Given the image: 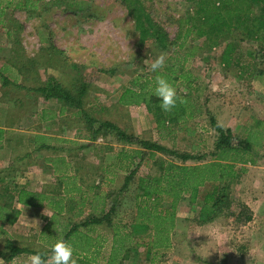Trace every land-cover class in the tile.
<instances>
[{"label":"rangeland","instance_id":"1","mask_svg":"<svg viewBox=\"0 0 264 264\" xmlns=\"http://www.w3.org/2000/svg\"><path fill=\"white\" fill-rule=\"evenodd\" d=\"M197 8V0H32L27 8H7L0 23V67L10 65L12 71L4 73L12 82L18 80L17 85L4 86L0 76V125L11 123L19 131L30 130L34 119L27 112L39 102L18 85H45L56 76L73 92L88 84L84 106L95 119L116 121L139 138L179 153L203 155L201 160L182 162L162 151L150 158L149 152L141 174L160 175L156 160L188 165L212 161L219 136L212 117L241 139L251 131L256 163H236L237 176L222 184V192L214 199L219 201L217 206L214 201L204 202L213 191L209 184L195 195L191 191L181 195L173 243L168 249H151L149 264H264V28L258 22L260 10L257 6L250 12L257 17L255 22L248 20L230 31L222 27L223 31L214 29L208 35L190 34L179 48L187 25L209 29L197 16ZM138 14L167 34V49L156 47L155 37L142 36ZM229 46L232 61L227 65L223 58ZM161 53L166 59L176 53L187 55L185 71L180 69L178 74L188 71L190 77L185 80L191 83L187 86L181 79L176 89L187 101L184 115L191 112L193 116L170 123L168 129L157 127L156 115L146 105L119 102L121 92L134 86L136 77L152 74L149 65ZM9 110V117L5 116ZM70 121L69 130L64 131L66 139L81 141L77 128L87 125L85 119ZM21 144H28L26 137L14 145L19 150ZM5 156L0 153V158ZM136 189L134 185L133 196ZM246 209L252 219L237 221L235 216ZM204 211L217 216L209 214L212 219L208 220ZM133 257L143 261L144 253ZM152 258L157 262L152 263Z\"/></svg>","mask_w":264,"mask_h":264},{"label":"crops","instance_id":"2","mask_svg":"<svg viewBox=\"0 0 264 264\" xmlns=\"http://www.w3.org/2000/svg\"><path fill=\"white\" fill-rule=\"evenodd\" d=\"M28 92L39 102L35 109L27 112V116L34 119L28 127L30 130L19 131L11 123L0 125L5 130L0 153L6 155L0 158V203L9 196L6 191V197H3L6 183L51 197L63 195L65 200L59 207L47 201L35 206L19 202L15 196L12 207L19 214L13 224L5 225L7 234L0 235V243L1 239L5 241L11 237L16 246L48 252L52 242L49 235L60 230L61 238L73 245L80 264H149L146 244L150 234L144 231H151L153 227L147 221H138L141 212L133 201L135 182L150 176L141 174L143 162H148L149 151L138 142L120 138L111 128L105 129L106 133L95 134L98 123L91 125L86 114L74 105L47 97L36 89ZM84 103L82 106L87 111ZM87 114L100 122L88 111ZM4 115L9 117L10 110L4 111ZM71 118L85 119L87 123L83 129L77 128L81 141L66 139L64 131L69 130V122L73 123ZM104 121L138 137L132 129L128 132L116 121ZM24 137L28 144H21L19 150L16 149L14 144L22 142ZM34 179L36 182L33 183ZM37 182L42 184L41 187ZM54 183L56 189H52ZM42 232L49 239L45 244L39 240ZM143 253V261L134 260L133 255L142 256ZM30 254L33 253L21 254L14 262L27 264Z\"/></svg>","mask_w":264,"mask_h":264},{"label":"trees","instance_id":"3","mask_svg":"<svg viewBox=\"0 0 264 264\" xmlns=\"http://www.w3.org/2000/svg\"><path fill=\"white\" fill-rule=\"evenodd\" d=\"M32 2V0H0V23L2 22L3 17L7 14L6 10L9 7L12 9H22L27 8ZM197 11L196 14L201 19L200 21L208 24L209 29L203 31L202 27H199L196 23L187 25L183 34V40L180 42L179 48L184 47L187 42V37L190 34L197 32L198 36L202 34L208 35L209 32H212L214 29L223 31L222 27L227 28V31H230L237 24L247 22L248 20L257 21V17L253 18L250 15V12L253 11L255 7H259L260 17L258 20L260 26L264 28V0H197ZM137 22L140 28L141 34L143 37L151 40L154 38L155 42H159L156 47H161L167 49L168 37L167 34L155 27V23L151 21L148 17L146 19L142 18L140 14L137 15ZM185 20L180 21L182 24ZM219 43L215 41V45ZM155 47V48H156ZM154 48V49H155ZM195 49L197 47H194ZM231 50L232 48L227 47L224 52L223 61L230 65L231 59ZM187 55H181L176 53L174 57L169 56L166 59V68L160 73L167 77V79L177 88L181 83V79L189 80L190 73L187 71L184 73L185 61L187 60ZM15 65L13 66V68ZM181 67V68H179ZM16 69V68H15ZM182 69L183 72L178 74V71ZM17 70V69H16ZM6 71H12L10 65H5L0 67V76L3 81V85L7 84H16L9 79V77L4 73ZM22 75L23 73L19 71ZM156 73L146 74L144 76H138L134 79V86L126 87L120 94L119 102L124 105H146L148 110H153L156 115L157 127L168 129L169 124L176 121L178 124L179 120L186 119L187 117H192L190 113L184 115L185 112H188V107L186 105H178L172 112L165 113L159 107V100L153 94L154 88V77ZM186 81V80H185ZM87 83L79 85L76 92L70 90L58 82L55 78H50L45 85H39L38 87H28L27 85L20 84L18 86L32 91L34 89L45 94L47 97H56L60 100H63L70 104L71 106L79 108L81 113H85L86 117L90 121V124L98 123V127L95 129V134L98 132L106 133L105 129H112L116 131L118 136L131 143H140L146 150L150 152V158L155 157L156 151H162L169 154L171 157L180 159L182 162H185L189 159L201 160L203 155L197 154L192 155L189 153H179L176 150L168 149L164 145H161L154 141L144 140L138 138L134 135H129L117 125L109 121H96L89 117L87 111L84 109L83 98L87 91ZM187 86H190L191 83L186 81ZM190 115V116H189ZM211 124L214 129L218 132L219 136L216 143V155L212 161H204L201 163H196L193 165L180 164L176 163L171 159L166 161L161 160L159 162V167L161 170L160 175H154L149 177H141L137 182L138 190L134 195V204L137 206L138 211L141 213L138 215V221H147L152 225L151 232L149 233L148 250L152 249H168L171 246V236L176 226V206L177 203L185 192H193L194 195L198 193L201 187L207 186L208 184L212 186L213 191L209 192L204 197V202L209 204L214 201L218 193L222 192L224 182L229 178H234L237 175L236 163H256V157L252 153V143L254 142V137L252 132H248L245 139H241L234 135V132L231 128H224L220 124L216 123L214 117L211 118ZM5 137V130L0 127V146L3 145ZM154 150V151H153ZM137 153H145V151L135 150ZM142 155V154H141ZM4 180V179H1ZM129 181H127V184ZM6 183L4 184V195L6 197V191L9 195L7 199H4V202L0 203V235L7 234V230L4 228L6 224H13L19 214L17 209L12 207V200L15 196L19 202H22L27 205L39 206L43 204L44 201H47L49 204H53L54 207L62 206L64 204L65 196L59 195L57 198L51 197L45 193H38L27 190L25 187ZM222 185V186H221ZM219 201H214V205L217 206ZM220 209V208H218ZM212 213L205 211L203 216L207 217L208 220H211L212 217L208 216ZM215 218L217 215H211ZM235 219L239 222H249L252 219V213L248 209L240 211L239 214L235 216ZM204 220V219H203ZM205 221V220H204ZM147 230V229H145ZM49 239H51L52 246L55 241L60 236V230L57 234H50ZM45 237V234L42 232L40 234L39 240L42 243H47L49 241ZM145 245V242L143 243ZM27 248H21L14 244L12 238H5L3 248H0V264H23L22 262H14V260L24 253H34ZM77 254L76 252L74 255ZM80 255V253H79ZM78 255V256H79ZM150 256V253L147 255ZM150 259V257H149ZM152 263L157 262V258L151 259ZM78 264H80V258H78Z\"/></svg>","mask_w":264,"mask_h":264},{"label":"clouds","instance_id":"4","mask_svg":"<svg viewBox=\"0 0 264 264\" xmlns=\"http://www.w3.org/2000/svg\"><path fill=\"white\" fill-rule=\"evenodd\" d=\"M146 62V60H145ZM166 68V54L161 53L149 65V71L156 73L154 77L153 94L159 100V107L165 113L172 112L178 105H183L187 101L178 95L176 87L160 73ZM213 91L216 87L213 86ZM73 245L59 238L51 246L48 252L36 251L30 254L27 264H78V258L74 255Z\"/></svg>","mask_w":264,"mask_h":264}]
</instances>
